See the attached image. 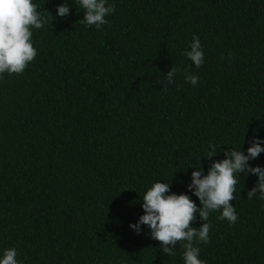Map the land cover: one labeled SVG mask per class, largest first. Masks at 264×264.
I'll return each instance as SVG.
<instances>
[{
  "label": "trees",
  "instance_id": "trees-1",
  "mask_svg": "<svg viewBox=\"0 0 264 264\" xmlns=\"http://www.w3.org/2000/svg\"><path fill=\"white\" fill-rule=\"evenodd\" d=\"M32 2L47 21L32 29L37 55L0 76V259L14 248L18 264H184L182 243L165 256L147 226H129L154 183L200 207L193 171L264 147V0H107L100 28L80 22L77 0ZM194 36L199 69L184 55ZM248 167L264 169V152ZM238 179L236 223L210 213V242H194L204 264H264V199H247L258 178Z\"/></svg>",
  "mask_w": 264,
  "mask_h": 264
},
{
  "label": "clouds",
  "instance_id": "clouds-1",
  "mask_svg": "<svg viewBox=\"0 0 264 264\" xmlns=\"http://www.w3.org/2000/svg\"><path fill=\"white\" fill-rule=\"evenodd\" d=\"M77 3L84 9L80 22L85 27L100 28L107 23L105 17L115 11V5L106 6L107 0H77ZM56 11L60 18H66L69 7L67 4L58 6ZM48 15L51 16L50 13ZM46 22L32 0H0V76L5 73L12 75L24 72L37 55L32 44V29H40ZM190 48L184 55L199 69L204 64V53L198 37H193ZM180 71L179 68L172 67L167 73L163 92L167 91V84L173 83V77ZM185 78L186 82L193 86L199 79L198 76L187 72ZM261 143L259 139H254L252 146L247 149V155L241 150L224 152L227 158L212 163L207 175H202V169L192 172V182L188 188L199 199L200 207L186 194H168L169 183H154L142 197V209L145 214L136 224L129 227L139 234L140 226H147L150 229V238L159 242L165 256L174 255L173 249L178 243H182L184 264H204L198 258L200 249L194 246V242H210L211 226L205 222L210 213L222 210L218 220L226 219L230 226L236 223L237 215L230 202L236 199L234 193L239 181L238 174L246 171L258 178L256 186L248 192L247 199H252L257 193L264 199V169L248 167L249 160H255L264 152ZM210 147L214 149L215 146ZM210 156L209 160L215 157L216 153L213 151ZM197 213L203 222L199 229L192 227ZM16 256L14 248L5 250L0 264H18Z\"/></svg>",
  "mask_w": 264,
  "mask_h": 264
}]
</instances>
